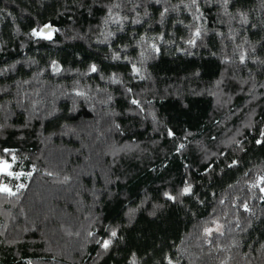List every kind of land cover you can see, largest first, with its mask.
Instances as JSON below:
<instances>
[{
  "label": "trees",
  "instance_id": "16d2710c",
  "mask_svg": "<svg viewBox=\"0 0 264 264\" xmlns=\"http://www.w3.org/2000/svg\"><path fill=\"white\" fill-rule=\"evenodd\" d=\"M262 132L264 0H0V264H264Z\"/></svg>",
  "mask_w": 264,
  "mask_h": 264
},
{
  "label": "snow or ice",
  "instance_id": "6c2138e0",
  "mask_svg": "<svg viewBox=\"0 0 264 264\" xmlns=\"http://www.w3.org/2000/svg\"><path fill=\"white\" fill-rule=\"evenodd\" d=\"M46 28L50 27V26H45ZM44 33V29H41L40 31H36L35 29L33 30V35L34 36H41L42 34ZM197 35H199V32L197 31L196 33ZM45 38H48L50 39L51 36L48 35L46 36ZM192 43V42H190ZM243 59V57H242ZM135 71H139V69H135ZM92 71H96V67L95 65L92 66ZM133 103H138L137 101H133ZM171 134V133H170ZM261 137H262V140H258L257 143H261V142H264V132L261 133ZM182 147V146H181ZM7 151V150H6ZM13 161L15 160V156L13 155L12 157ZM11 168V164L7 161V160H0V172H3V173H6L7 175L9 176H12V175H19V174H16V173H13L11 171H9V169ZM261 180H264V177L261 178ZM20 187H23V185H20ZM0 191L2 192H7V193H11V189L7 187V185H4V186H0ZM191 191V185L185 187L183 189V193L182 194H187V193H190ZM261 191H264V189H261ZM166 196H168V198L170 199H175V197H172L170 196L169 194H165ZM245 207H247V205H245ZM208 231H211L210 229ZM111 236L112 237H115L116 236V232L115 231H112L111 232ZM112 243L111 239H108V240H104L102 242V247L106 250L109 248L110 244Z\"/></svg>",
  "mask_w": 264,
  "mask_h": 264
},
{
  "label": "rangeland",
  "instance_id": "374dc122",
  "mask_svg": "<svg viewBox=\"0 0 264 264\" xmlns=\"http://www.w3.org/2000/svg\"><path fill=\"white\" fill-rule=\"evenodd\" d=\"M9 171H11V168L9 169ZM11 172H12V171H11ZM1 174H6V173L0 172V176H1ZM13 176H17V177H18L19 175H13ZM4 185H7V187L10 188L11 191L14 190V188H13L12 185H10L7 181L2 180V179L0 178V186H4Z\"/></svg>",
  "mask_w": 264,
  "mask_h": 264
},
{
  "label": "water",
  "instance_id": "95a60500",
  "mask_svg": "<svg viewBox=\"0 0 264 264\" xmlns=\"http://www.w3.org/2000/svg\"><path fill=\"white\" fill-rule=\"evenodd\" d=\"M43 29H44V32L47 33V32H50L53 29V27H48V28L44 27Z\"/></svg>",
  "mask_w": 264,
  "mask_h": 264
}]
</instances>
